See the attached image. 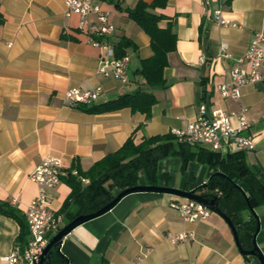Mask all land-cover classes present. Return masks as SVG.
<instances>
[{"label": "crops", "instance_id": "1", "mask_svg": "<svg viewBox=\"0 0 264 264\" xmlns=\"http://www.w3.org/2000/svg\"><path fill=\"white\" fill-rule=\"evenodd\" d=\"M64 1L0 0L4 19L0 26V203L4 209L24 217L38 194L30 174L44 159H60L66 171L74 164L87 170L128 138L138 144L145 137L184 128L194 120L201 102L228 112L245 107L248 129L244 133L255 142V150L244 153L245 159L264 170V78L241 90L240 103L221 99L217 91L219 85L231 82L230 71L254 35H264V0H220L223 17L231 23L227 26L213 20L219 0H208L206 7L202 0H170L165 8L154 10L171 22L176 35V50L168 54L163 73L164 89L149 88L135 75L141 61L152 55L148 36L128 17L139 0H96L114 27L108 40L114 47L122 40L130 43L125 48L127 85L98 73L109 53L88 42L78 16L64 15ZM167 21L159 26L165 28ZM97 86L104 93L96 104L136 89L152 93L156 104L149 118L128 108L92 114L85 111L88 107L64 104L67 90ZM158 167L170 176V185L163 186L183 191L202 186L209 174L208 167L196 161L181 172L179 158H164ZM139 184L146 185L143 175ZM69 193L62 179L50 191L51 209L58 212ZM177 200L182 198L130 194L111 211L75 228L62 240L59 253L67 264H260L241 255L222 218L210 213L196 222L184 221L171 207ZM254 212L259 225L255 241L264 255V206ZM19 234L18 222L0 212V264H8L5 257L20 245ZM181 234L186 240L170 242V237ZM27 239L28 234L25 243Z\"/></svg>", "mask_w": 264, "mask_h": 264}, {"label": "trees", "instance_id": "2", "mask_svg": "<svg viewBox=\"0 0 264 264\" xmlns=\"http://www.w3.org/2000/svg\"><path fill=\"white\" fill-rule=\"evenodd\" d=\"M169 1L152 0L147 4L139 0L135 8L128 11V17L150 41L152 55L142 60L135 72L149 88H166L163 73L168 64L167 56L176 50V35L172 31L171 22L165 16L154 13L156 9L165 8ZM108 2L112 3L113 0ZM163 21H167L165 28L159 26ZM3 22L0 14V26ZM129 44L126 40L116 44L114 48L118 58L125 56V48ZM155 104L156 98L152 93L136 89L132 93L92 105L85 111L99 114L128 108L132 113H141L149 118ZM170 156L180 159L181 172L190 161L208 167L205 187H198L197 193L207 198H218V207L234 225L242 248L250 250V242L258 224L254 210L264 206V170L259 165H249L244 153L220 155L202 147H190L178 142L170 133L145 137L138 144L128 138L119 149L107 154L87 170H82L77 164L72 165L67 171L68 175L63 178L70 193L58 211L63 214L65 225L77 216L101 209L121 191L140 185L141 175L147 186H158L160 181L167 183L170 176L162 173L158 164ZM217 173L222 175H216ZM4 208L6 206L0 203V212L18 222V242L23 245L28 234L24 217L10 208ZM51 264H67V260L56 249H52Z\"/></svg>", "mask_w": 264, "mask_h": 264}, {"label": "built area", "instance_id": "3", "mask_svg": "<svg viewBox=\"0 0 264 264\" xmlns=\"http://www.w3.org/2000/svg\"><path fill=\"white\" fill-rule=\"evenodd\" d=\"M207 4L208 0H202L204 7ZM64 15L78 16L79 29L87 34L88 42L109 53V57L100 62L98 73L105 79L127 85L129 59L126 55L121 58L116 56L114 45L108 40L114 33V27L97 1L65 0ZM90 18H94V21H89ZM213 20L220 26L231 24L223 17V4L220 0L214 11ZM263 68L264 35L256 33L242 59L238 60V65L230 71L231 82L217 87L220 98L240 103L241 90L247 85L263 80ZM103 93L101 86L88 91L73 88L65 92L63 102L71 108L89 107L98 103ZM245 112L244 106H240L238 111L228 112L201 102L194 120L187 123L184 128L172 129L170 134L180 143L190 147H202L220 155L235 152L252 153L255 150V142L252 136L244 133L248 129ZM67 175L68 172L63 168L61 160L57 158L44 159L30 174L31 180L37 185L38 194L24 212L28 239L23 246L14 245L10 254L5 257L8 264H36L49 241L62 228L64 216L51 209L50 191ZM171 207L187 222L205 219L211 213L204 206L186 199L177 200ZM186 238V235L181 234L170 237V242L176 244Z\"/></svg>", "mask_w": 264, "mask_h": 264}, {"label": "water", "instance_id": "4", "mask_svg": "<svg viewBox=\"0 0 264 264\" xmlns=\"http://www.w3.org/2000/svg\"><path fill=\"white\" fill-rule=\"evenodd\" d=\"M216 175H222L220 173H217ZM201 187H205L203 184ZM135 193H159V194H166V195H172L178 198L186 199L194 201L202 206H204L206 209H208L211 213H214L218 215L220 218H222L228 227L230 228L233 238L235 241V245L238 248L241 255L246 257H254L256 258L260 264H264V255L260 252L259 248L256 245V233L258 232L259 225L257 224L256 233L253 235L252 242L251 243V249L245 250L242 248L239 237L237 235L236 229L229 218H227L219 209L218 207V198L216 196H213L211 198L204 197L203 195H200L197 193V189H193L190 191H183L163 185L158 186H147V185H138L129 189H125L118 193L116 197L106 204L101 209L97 210L94 213L87 214V215H80L74 218L72 221L67 223L63 228L60 229V231L52 237V239L49 241L47 246L45 247L42 255L40 256L38 262L36 264H51V250L56 249L57 252H59L60 246L62 244V240L69 235L75 228L78 226L93 220L95 218H98L107 212L111 211L123 198L130 194ZM6 210V209H4Z\"/></svg>", "mask_w": 264, "mask_h": 264}, {"label": "rangeland", "instance_id": "5", "mask_svg": "<svg viewBox=\"0 0 264 264\" xmlns=\"http://www.w3.org/2000/svg\"><path fill=\"white\" fill-rule=\"evenodd\" d=\"M168 158V157H167ZM169 158H178V157H176V156H170ZM164 184H169L170 185V182H164V181H160L159 182V185H164ZM172 188V187H171ZM65 226V223L62 225V228Z\"/></svg>", "mask_w": 264, "mask_h": 264}]
</instances>
